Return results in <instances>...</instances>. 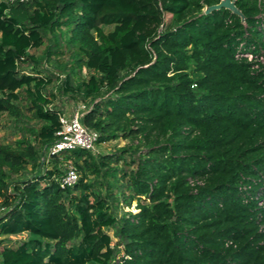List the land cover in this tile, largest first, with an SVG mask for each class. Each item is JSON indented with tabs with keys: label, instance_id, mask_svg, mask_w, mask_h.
Returning a JSON list of instances; mask_svg holds the SVG:
<instances>
[{
	"label": "trees",
	"instance_id": "1",
	"mask_svg": "<svg viewBox=\"0 0 264 264\" xmlns=\"http://www.w3.org/2000/svg\"><path fill=\"white\" fill-rule=\"evenodd\" d=\"M219 1L0 0V119L42 121L36 143L0 144V264H264V63L244 56L264 52L260 8L204 13ZM42 61L98 145L131 144L43 160L62 125Z\"/></svg>",
	"mask_w": 264,
	"mask_h": 264
},
{
	"label": "rangeland",
	"instance_id": "2",
	"mask_svg": "<svg viewBox=\"0 0 264 264\" xmlns=\"http://www.w3.org/2000/svg\"><path fill=\"white\" fill-rule=\"evenodd\" d=\"M45 46L46 44H44L40 49L33 50V52H35L38 57H44ZM41 63L42 64L40 67H38V69H41L43 74L48 75L53 73L54 76L58 77L56 79L54 78V81L46 88V93L53 101L50 106L58 109L62 114L71 115L73 111L77 108V106L81 103H84V101L78 99V101L75 102L68 93L63 92L62 82L67 72L60 69V67L57 66L56 62L42 61ZM32 67L33 64H26L25 71L30 72L33 69ZM82 73L84 76L89 75V72L86 68L82 70ZM41 125L42 121L34 118L26 109L24 111V116L20 118H15L5 113L0 119V144L16 145L17 141L20 139H28L31 142L36 143L33 131L39 129ZM130 144L131 141L127 139L110 141L107 143L100 144L98 152L100 153V155L105 153H112L120 147L127 146ZM34 171L35 170L33 169V166L29 164L21 174L14 176V181L21 180L27 176H30L34 173ZM11 189H13V186H11ZM11 203L12 202H10V204H2L1 207H5L6 211L10 208ZM137 207L138 206L136 200H133L131 205H126L125 203H122L118 209V214L122 215L123 213H126L128 211L136 212L138 211ZM107 231L110 235L113 236V242H117V238L114 236V229H107ZM28 237V232L19 235H12L10 238L5 240L3 245L16 247L22 241H26Z\"/></svg>",
	"mask_w": 264,
	"mask_h": 264
},
{
	"label": "built area",
	"instance_id": "3",
	"mask_svg": "<svg viewBox=\"0 0 264 264\" xmlns=\"http://www.w3.org/2000/svg\"><path fill=\"white\" fill-rule=\"evenodd\" d=\"M15 1V0H10ZM27 1V0H20ZM260 12L257 16L260 20L259 29L264 32V0H258ZM249 35V32H246ZM243 54L238 53L237 57L241 58ZM249 61L258 60L260 63H264V52L257 58L252 52H248L244 55ZM89 110V106L85 103H81L73 111L71 115L59 113V121L61 128L57 131V137L55 141L46 148V153L42 159L54 155H61L63 152H69L74 149H85L92 152L99 151L98 137L99 133L96 130L88 128L82 122V117ZM79 179V173L73 163H69L65 173L59 179L61 187L73 186ZM264 205V201L261 202ZM5 212V207H0V215Z\"/></svg>",
	"mask_w": 264,
	"mask_h": 264
},
{
	"label": "water",
	"instance_id": "4",
	"mask_svg": "<svg viewBox=\"0 0 264 264\" xmlns=\"http://www.w3.org/2000/svg\"><path fill=\"white\" fill-rule=\"evenodd\" d=\"M221 8H225L230 10L233 14L237 15L238 17H240L241 21L243 23H245L246 21V17L245 14L243 13V11L237 6L236 4V0H220L218 3L216 4H212V5H207L204 8V13L205 14H209L214 10H219Z\"/></svg>",
	"mask_w": 264,
	"mask_h": 264
}]
</instances>
